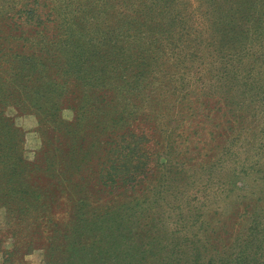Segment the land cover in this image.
<instances>
[{"label":"trees","instance_id":"obj_1","mask_svg":"<svg viewBox=\"0 0 264 264\" xmlns=\"http://www.w3.org/2000/svg\"><path fill=\"white\" fill-rule=\"evenodd\" d=\"M16 2L0 26V209L13 234L11 246L0 242L4 264H24L23 250L37 247L44 264H73L83 251L100 264H199L184 250L163 257L169 249L147 228L151 219L129 207L140 194L124 204L119 196L142 173L158 176L152 154L172 139L164 117L196 87L189 70L226 78L231 97L245 89L264 102V0H97V9L75 12L52 0ZM11 111L37 118L31 156ZM140 120L155 121V135L139 130ZM96 192L112 196L94 207ZM254 218L245 234L240 222L204 229L197 251L215 236L218 251H232L239 236H256Z\"/></svg>","mask_w":264,"mask_h":264},{"label":"rangeland","instance_id":"obj_2","mask_svg":"<svg viewBox=\"0 0 264 264\" xmlns=\"http://www.w3.org/2000/svg\"><path fill=\"white\" fill-rule=\"evenodd\" d=\"M52 2L53 6L68 4L69 12H75L74 9L80 5H93L97 9V0ZM19 7L16 0H0V26L8 22L6 17ZM200 72L189 70L191 81L188 84L196 87L182 92L173 114L164 117L163 125L172 134V139L164 149L152 154L150 168H159L156 171L158 176L148 180L149 172L142 173L140 177L144 175L146 179L134 180L119 200L124 204L126 200L134 199L136 192L140 194L139 204H129V207L134 206L143 213H139L140 221L151 219L147 228L158 230L163 245L169 249L163 257L169 260L178 259L184 250L191 261L197 257L199 264H219L226 258H230L232 264H242L240 252L250 247L247 255L242 256L246 264H264V102L247 94L245 89L236 91V95L231 97L226 78L221 77L215 83L210 74ZM203 74L206 75L201 76ZM202 88L210 89L206 91L208 96L198 98ZM257 93L259 97L261 93ZM11 113L27 131L31 156L40 141L34 131L37 118L31 114L20 115L16 111ZM136 127L149 136L155 135V121L146 124L140 120ZM148 144L154 147L153 141ZM75 184L77 182L73 186ZM147 185L151 187L146 200L142 191ZM101 194L95 193L96 197L92 199L94 207L103 196L106 199L112 196ZM94 207L92 210L97 211ZM252 217L257 223L254 238L246 239L241 235L232 251L228 248L218 251L214 242L218 245L222 242L215 236L213 242L207 241L208 251L204 248L201 253L197 251V247L203 245L199 236L206 234L204 229L213 234L221 232L227 224L240 222L238 224L244 227L242 234H245ZM6 222L5 211L0 209V242L6 241L5 245H10L13 234L5 226ZM23 254L19 261L24 264H44L43 249L37 247L27 255ZM0 264H4L1 251ZM73 264H100V259L97 254L83 251Z\"/></svg>","mask_w":264,"mask_h":264}]
</instances>
